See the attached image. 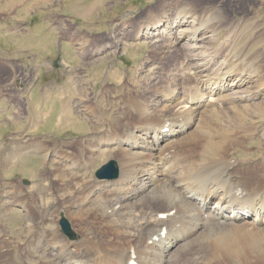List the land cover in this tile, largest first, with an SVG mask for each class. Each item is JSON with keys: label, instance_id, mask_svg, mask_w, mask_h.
<instances>
[{"label": "bare ground", "instance_id": "1", "mask_svg": "<svg viewBox=\"0 0 264 264\" xmlns=\"http://www.w3.org/2000/svg\"><path fill=\"white\" fill-rule=\"evenodd\" d=\"M192 14L183 10L168 17L173 31L170 39L179 42L182 37L194 38L196 43L192 48H200L210 29L203 23L204 18H195L198 25L192 29L182 28L190 22ZM205 64L208 62L196 64L195 84L188 85V89L183 87L184 96L175 110L170 106L176 101L172 97L177 93L167 83L162 84L157 96L159 102L166 101L164 108L158 110L154 98L132 99L125 109L133 113L129 121L125 111L124 119L113 130L104 128L93 134V142L75 143V151L58 145L49 148L43 139L23 144L15 138L9 146H2L0 167L4 168L0 171L4 174L8 168L10 175L15 166L24 170L21 162L24 156L36 152L49 166L43 167L40 178L32 181L27 190L29 195L17 191L20 181L16 187L7 188L10 181L0 178V187L6 190L0 189L1 219L15 207L23 209L26 218L24 241L18 242L11 234L0 232V264H130L132 260L139 264H182V250L186 255H194L202 249L209 252L206 256L210 261L227 254L241 258L237 264H264V191L260 190L264 184L259 182L264 178L238 171L241 162L253 172L252 162L236 159V163L235 159H229L228 141L220 137L222 134L213 129L210 121L203 119L202 113V109L211 110L221 104L220 98H208V95L250 83L261 71L230 67L204 79L200 72ZM235 92H242L238 95L241 102L262 93L261 88ZM100 95L97 92L93 101L106 118ZM238 104L240 117L252 106ZM254 105L261 110L264 100ZM74 110L73 105L63 103L61 113L66 121L58 123L65 125L76 119ZM35 120V126L42 121ZM201 121L211 130H197ZM109 157L117 163L119 175L112 179L99 178L93 168L99 160ZM60 176H72L73 182L66 179L61 182L67 188L74 184L75 189L58 186L56 181ZM91 207L107 215L119 233L130 237L125 242L105 243L91 241L74 226L71 228L76 237L72 239L60 229L62 218L72 223L83 220Z\"/></svg>", "mask_w": 264, "mask_h": 264}, {"label": "rangeland", "instance_id": "2", "mask_svg": "<svg viewBox=\"0 0 264 264\" xmlns=\"http://www.w3.org/2000/svg\"><path fill=\"white\" fill-rule=\"evenodd\" d=\"M108 9L102 23L81 24L63 18L46 0H0V166L2 146H9L15 138L23 144L43 139L49 148L58 145L75 151V143L93 142V134L104 128L113 130L126 112L129 121L133 113L125 109L132 99L154 98L157 109L164 108L166 101L159 102L157 96L162 84L167 83L176 91V97H172L176 101L170 106L175 110L184 96L183 87L188 89V85L195 84L196 64L208 62L200 72L205 75L204 79L230 67L261 71L250 83L229 86L219 94L208 95V98H220L221 104L211 110L201 109L203 119L210 121L213 129L223 135L220 137L228 141L229 159H235L236 163L243 159L252 162L253 172L241 162L242 168L238 171L264 178V107L258 110L254 105L264 100V0H124V5L113 14ZM183 10L193 14L182 28H194L198 25L194 21L201 18L209 26L206 33L211 37L205 38L203 47L192 48L196 40L190 37H182L179 42L170 39L173 31L167 19ZM157 23H162L161 27ZM160 37L162 40H157ZM248 88H261L262 93L241 102L238 95L242 92L235 91ZM97 92H101L106 118L93 101ZM65 102L73 105L77 118L63 125L58 121H66L61 113ZM238 103L252 105L243 117L237 113ZM87 108L88 112L84 110ZM40 113L41 117L35 115ZM39 118L42 121L35 126V119ZM196 129L211 130L203 121ZM43 158L37 152L28 154L21 161L24 170L15 166L7 175V168L6 174L0 171V178L10 181L7 188L16 187L20 181L17 191L29 195L27 190L32 181L40 178L43 167L49 166ZM108 160L110 157L99 160L93 170ZM59 179L58 186L75 189L74 184L67 188L61 182L63 179L73 182L72 176ZM259 182L264 184V179ZM0 189L6 191L3 187ZM82 218L70 222L71 227L91 241L125 242L130 237L119 233L109 217L95 207ZM25 224L23 209L15 207L7 217H0V232L22 242ZM68 237H76L75 232ZM184 252L181 251L182 264H237L241 259L220 254L210 261L206 256L209 252L206 254L203 249L194 255Z\"/></svg>", "mask_w": 264, "mask_h": 264}, {"label": "crops", "instance_id": "3", "mask_svg": "<svg viewBox=\"0 0 264 264\" xmlns=\"http://www.w3.org/2000/svg\"><path fill=\"white\" fill-rule=\"evenodd\" d=\"M63 18L81 24L102 23L106 7L110 13L124 5V0H46ZM108 13V14H110ZM99 18V20H94Z\"/></svg>", "mask_w": 264, "mask_h": 264}, {"label": "water", "instance_id": "4", "mask_svg": "<svg viewBox=\"0 0 264 264\" xmlns=\"http://www.w3.org/2000/svg\"><path fill=\"white\" fill-rule=\"evenodd\" d=\"M96 175L99 178H116L119 175V167L114 160H110L109 162L103 164L100 168L97 169ZM60 225L63 231L70 236H73L71 224L67 218H62L60 220Z\"/></svg>", "mask_w": 264, "mask_h": 264}]
</instances>
